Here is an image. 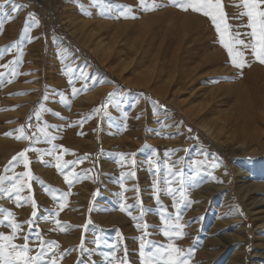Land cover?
Returning a JSON list of instances; mask_svg holds the SVG:
<instances>
[{
	"label": "rangeland",
	"instance_id": "1",
	"mask_svg": "<svg viewBox=\"0 0 264 264\" xmlns=\"http://www.w3.org/2000/svg\"><path fill=\"white\" fill-rule=\"evenodd\" d=\"M0 5V233L19 225L13 243L27 236L48 264H140L142 242L188 264H264V64L250 47L237 69L211 19L171 0ZM221 5L250 42L242 0Z\"/></svg>",
	"mask_w": 264,
	"mask_h": 264
},
{
	"label": "snow or ice",
	"instance_id": "2",
	"mask_svg": "<svg viewBox=\"0 0 264 264\" xmlns=\"http://www.w3.org/2000/svg\"><path fill=\"white\" fill-rule=\"evenodd\" d=\"M5 3H8L9 0H4ZM142 2V0H141ZM171 3L180 8L182 11H191L194 13H202L205 17H209L211 19L212 24L215 27L216 32L219 34L220 37V43L223 45V47L227 50L228 56L230 58L231 64L236 67L237 69H242L245 66V62L243 60L244 52L240 49H247L251 48L252 54L257 58V60L264 64V0H242V8L245 10L238 14L239 16H246L247 17V25L246 27L249 28L251 31L248 33L250 37V42H246L244 39H241V34L239 32H232L231 26L224 23L225 21V13L222 11V5L221 0H171ZM2 6V5H0ZM159 6V5H157ZM19 7L23 6H14L13 12L17 11ZM118 7H124V6H118ZM129 18V17H124ZM135 18V17H131ZM27 23V21H26ZM3 27V23L0 22V28ZM227 32L229 39H225V33ZM237 46H240L239 48ZM3 67H7V65H3ZM3 73H0V77H3ZM215 80L216 78H211ZM0 83H2V80H0ZM69 83L71 84L72 81L70 80ZM94 86V85H93ZM86 90V89H83ZM73 94L75 95L78 91L75 88L72 89ZM109 97L114 95V93H109ZM46 99V97H45ZM59 115V114H57ZM189 131H191L189 129ZM5 135H10V133H5ZM17 139H20L21 137H16ZM55 147V146H53ZM29 151L28 148H25L22 150L19 155L21 157L24 156V154ZM17 157H13V160H16ZM193 163H196L195 161ZM25 168L28 167V164L25 163ZM216 165H213L215 167ZM57 168H60L61 165L57 164ZM24 175H28L27 173H24ZM181 178L183 177V173H179ZM193 178L197 175L196 172L192 173ZM65 180H68V177H64ZM5 178L0 176V182H3ZM181 183H183V180L181 179ZM155 188V185H153ZM0 191H3L0 189ZM173 189H169V192L171 193ZM63 207V205H60ZM175 207V204L173 205ZM33 213L32 217H37L36 208L37 205L33 202L32 204ZM123 210V209H121ZM42 219L47 220V217H42ZM162 221L165 219L164 216H161ZM176 219H180V210L177 209V216ZM2 223V222H0ZM28 223L31 225L34 223V219L28 221ZM10 227L12 228V235H4L0 233V264H48V261L42 260L41 257L46 255L45 249L41 247L38 250V254L36 256L29 255L31 249L29 247L28 243V237L25 236L24 240L25 242L22 245H17L13 243V240L16 238V232L19 228V225L17 224H11ZM59 227V225H58ZM169 227H172L169 225ZM184 225L177 223L175 225V229L183 228ZM31 231V228L29 229ZM163 234L171 238V233L169 231H164ZM175 235L177 237L182 236L183 234L179 231L175 232ZM37 239L40 238L39 230L36 231ZM44 243H50V242H44L41 240V244ZM149 244H153L154 242L149 241ZM145 243L140 244V257L141 261L140 264H188V261L185 259H182L184 253L178 249L173 247L171 244L167 246V249L164 250V254L156 256L157 253L162 252L161 246L156 245V252L147 253V256L145 255ZM194 251V247L188 249V252L191 253ZM173 253H176V256H173ZM165 256L167 258H165ZM155 257V258H154ZM52 264H55L53 261ZM123 264V262H122Z\"/></svg>",
	"mask_w": 264,
	"mask_h": 264
},
{
	"label": "bare ground",
	"instance_id": "3",
	"mask_svg": "<svg viewBox=\"0 0 264 264\" xmlns=\"http://www.w3.org/2000/svg\"><path fill=\"white\" fill-rule=\"evenodd\" d=\"M82 29L83 30H81V31H84V26L82 27ZM90 33V32H89ZM82 34V33H81ZM87 34H88V32H87ZM97 34V33H96ZM85 38H89V39H91L92 37H98V35H95V33L93 34V33H90V34H88V35H86V36H84ZM49 129L51 130V128L49 127Z\"/></svg>",
	"mask_w": 264,
	"mask_h": 264
}]
</instances>
